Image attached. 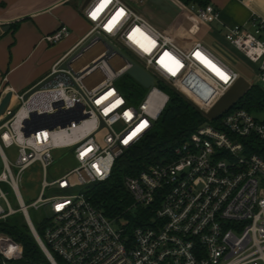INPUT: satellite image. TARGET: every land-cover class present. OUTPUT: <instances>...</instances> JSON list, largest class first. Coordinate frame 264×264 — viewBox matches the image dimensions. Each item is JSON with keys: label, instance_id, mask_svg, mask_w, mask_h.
<instances>
[{"label": "built area", "instance_id": "obj_1", "mask_svg": "<svg viewBox=\"0 0 264 264\" xmlns=\"http://www.w3.org/2000/svg\"><path fill=\"white\" fill-rule=\"evenodd\" d=\"M146 3L92 0L82 11L90 31L52 71L73 56L64 75L71 84L41 90L50 98L36 110L33 96L25 101L21 95L18 105L0 116V222L21 214L51 264H59L57 258L65 264H264V121L256 112L233 109L238 103L217 125V119L200 125L169 158L126 177L131 205L120 215H106L85 192L109 181L118 160L152 133L170 101L158 84L204 110L198 104L206 98L197 91L200 82L218 90L214 105L242 77L204 43L185 46L157 27L141 11ZM191 11L205 25L220 19L211 4ZM225 32L233 48L260 65L264 84V21L253 17ZM70 36V27L61 25L44 41L54 46ZM98 43L103 51L77 71L74 64ZM121 53L154 77V86L136 102L116 85L132 67ZM92 75L102 80L89 87L85 80ZM33 114L57 119L34 120ZM53 122L58 125L51 128ZM33 126L47 127L27 136ZM11 148L17 149L14 162L6 153ZM62 150L73 154L76 166L49 182L54 152ZM37 164L44 173L41 194L26 206L19 184ZM1 184L11 187L18 209ZM76 186L83 192L45 196L49 189L66 192ZM31 208L49 213L40 223L41 236ZM23 259L22 245L0 232V264Z\"/></svg>", "mask_w": 264, "mask_h": 264}, {"label": "crops", "instance_id": "obj_2", "mask_svg": "<svg viewBox=\"0 0 264 264\" xmlns=\"http://www.w3.org/2000/svg\"><path fill=\"white\" fill-rule=\"evenodd\" d=\"M208 1L220 13V19L213 25H205L193 13L195 34L200 38L208 37L203 33L206 27L219 26L225 31L226 27L248 25L253 17L264 21V0ZM84 2L0 0V103L11 92L8 108L16 107L18 97L53 73L54 66L85 38L89 24L82 13ZM61 25L70 27L71 36L55 46L48 45L44 38ZM197 41L204 43L203 39L194 40Z\"/></svg>", "mask_w": 264, "mask_h": 264}, {"label": "trees", "instance_id": "obj_3", "mask_svg": "<svg viewBox=\"0 0 264 264\" xmlns=\"http://www.w3.org/2000/svg\"><path fill=\"white\" fill-rule=\"evenodd\" d=\"M179 1L189 7H206L210 3L208 0ZM159 86L170 95V101L152 133L118 160L109 181L89 185L86 188L85 192L92 202L100 206L110 217L120 215L131 205L123 183L126 177L136 176L148 165L172 156L174 150L181 146L200 125L209 121L198 108L178 92L163 84ZM145 91L142 86L134 82L130 90L125 93L130 100L136 102L144 96ZM238 107L250 112L264 111V89L258 85L253 86L233 109ZM220 119L221 117L214 124L217 125ZM146 215L148 216V213ZM36 227L40 236L43 235V225L38 224ZM0 232L10 235L22 245L24 259L20 264H51L21 214L1 221ZM57 260L59 264H65L61 259L57 258Z\"/></svg>", "mask_w": 264, "mask_h": 264}, {"label": "rangeland", "instance_id": "obj_4", "mask_svg": "<svg viewBox=\"0 0 264 264\" xmlns=\"http://www.w3.org/2000/svg\"><path fill=\"white\" fill-rule=\"evenodd\" d=\"M145 16L150 19L157 27L164 28L163 30L166 33L176 36L185 46L194 42L197 39H203L205 45L214 50L225 62H227L232 68H234L240 75L246 79L250 84L258 85L264 89V84L260 81L259 73V64L251 63L247 60L241 53H239L235 48H233L225 38L226 32L219 26H213V28L203 29V33L208 34V37H198L195 32L196 27L193 24L194 14L191 11V7L185 6L179 0H147V3L141 10ZM197 25L199 22L195 20ZM193 25V26H192ZM87 31H90V25L86 26ZM55 46V45H54ZM104 47L101 43H98L95 47L89 50L82 59L74 64V68L78 71L82 66L90 63L95 57H97ZM102 79L98 75H92V77L85 80V83L92 87L99 83ZM135 81L129 76L124 77L123 79L117 82V87L122 90L123 94L126 96L125 91L127 92L132 87ZM59 83H65L70 85V81L66 76H59L53 82H51L45 89H51L58 87ZM137 83V82H136ZM159 86V84H158ZM252 88V87H251ZM197 91L205 95L204 101L198 102V104L204 107V111H208L212 107L213 97H218V90L209 83L200 82ZM146 92V91H145ZM195 100V99H194ZM197 102V99L195 100ZM257 117L264 121V112L256 111ZM104 135V132L101 134ZM8 157L12 162L17 158V149L11 148L6 150ZM73 155V154H72ZM69 151H56L54 152L55 163L49 168L47 180L51 182L53 179H57L65 175L73 167L76 166V163L73 159V156ZM3 171V164L0 159V175ZM13 172L16 174L17 170L13 169ZM44 180V173L39 164L34 165L28 169L22 176V180L19 184V189L24 200V203L27 205L32 204L35 200L38 199L42 190V181ZM75 180V179H74ZM3 192L7 195L11 205L14 209H18V203L15 197V194L11 187L7 184H1ZM83 192V188L76 186L73 190L62 192L54 189H49L45 196L46 198L52 197L55 195H78ZM30 216L35 224H39L46 217V214H49L44 209L35 210L31 208L29 210ZM132 231V230H130Z\"/></svg>", "mask_w": 264, "mask_h": 264}, {"label": "water", "instance_id": "obj_5", "mask_svg": "<svg viewBox=\"0 0 264 264\" xmlns=\"http://www.w3.org/2000/svg\"><path fill=\"white\" fill-rule=\"evenodd\" d=\"M92 0H85L82 11L88 6V4ZM121 55L132 65V67L126 72V75L132 78L135 82H137L140 86H142L144 89L149 90L154 86V77L150 75L148 72H146L140 65H138L134 60L129 58L124 53H121ZM73 56L67 59L62 65L60 66V70L57 73L50 74L45 80L40 82L38 85L33 87L31 90H29L26 94H24V100H29L32 96H34L36 93L40 92L44 88H46L51 82H53L56 78L59 76L66 75V71L69 69L68 64L71 63ZM243 77H241L236 84L228 90V92L225 93L219 100H217L214 105H212L211 109L208 111H204L200 109L196 104H194L192 101H190L188 98L180 94L182 97H184L188 102H190L192 105H194L196 108H198L204 117L209 121H214L224 115L225 113L229 112L236 104L246 95V93L251 89L250 83L245 81ZM175 90V89H174ZM12 93L9 92L1 101L0 103V116L4 115L7 108L10 106V103L12 102ZM32 118L36 120L37 118H45L50 120H56V116H38L37 114H33ZM84 117H80L79 119H83ZM32 124V123H29ZM34 125V124H33ZM58 125V122H53V124L50 125L51 128ZM63 124V126H65ZM47 127V126H41ZM40 126H33L32 129H27V136L30 135L32 132H36L38 129L41 128Z\"/></svg>", "mask_w": 264, "mask_h": 264}, {"label": "bare ground", "instance_id": "obj_6", "mask_svg": "<svg viewBox=\"0 0 264 264\" xmlns=\"http://www.w3.org/2000/svg\"><path fill=\"white\" fill-rule=\"evenodd\" d=\"M50 93H46L43 91H40L36 95L33 96L31 99L30 105L33 110H36L37 108H42L45 106V104L49 101Z\"/></svg>", "mask_w": 264, "mask_h": 264}]
</instances>
